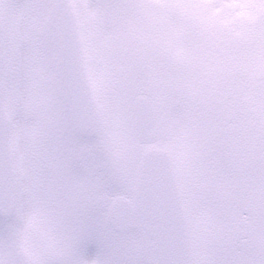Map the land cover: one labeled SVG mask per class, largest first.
Here are the masks:
<instances>
[{"label":"rangeland","instance_id":"obj_1","mask_svg":"<svg viewBox=\"0 0 264 264\" xmlns=\"http://www.w3.org/2000/svg\"><path fill=\"white\" fill-rule=\"evenodd\" d=\"M70 2L96 115L88 136L65 120L52 0H0L13 168L19 158L17 219L0 218V264L14 242L27 264L142 263L135 235L110 230L105 210L118 194L132 197L143 149L132 110L144 89L176 157L191 263L262 264L264 175L231 159L226 126L236 116L225 99L250 120L264 116V0Z\"/></svg>","mask_w":264,"mask_h":264},{"label":"water","instance_id":"obj_2","mask_svg":"<svg viewBox=\"0 0 264 264\" xmlns=\"http://www.w3.org/2000/svg\"><path fill=\"white\" fill-rule=\"evenodd\" d=\"M57 6L64 78L73 121L80 133H88L92 129V115L76 57L71 17L65 0H57ZM136 128L140 142L154 140L152 113L144 99L136 103ZM0 209L4 213L8 210L1 116ZM106 217L116 231L132 229L136 232L144 264H189L181 211L170 168L162 151L153 148L145 150L139 166L133 205L122 197H116L110 203ZM13 264H23L17 251H14Z\"/></svg>","mask_w":264,"mask_h":264}]
</instances>
